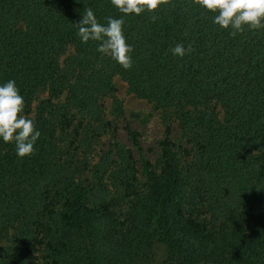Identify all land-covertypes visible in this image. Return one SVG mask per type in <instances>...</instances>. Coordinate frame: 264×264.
Instances as JSON below:
<instances>
[{
    "label": "trees",
    "instance_id": "obj_1",
    "mask_svg": "<svg viewBox=\"0 0 264 264\" xmlns=\"http://www.w3.org/2000/svg\"><path fill=\"white\" fill-rule=\"evenodd\" d=\"M88 8L102 24L123 16L131 69L81 42ZM213 18L192 0L139 16L111 0H0V86L15 81L41 133L23 160L0 139V264H41L39 250L43 264H264V29L232 37ZM178 43L194 50L173 56ZM113 77L176 120L140 184L123 145L88 179L67 143L75 119L103 123V100L119 111ZM122 186L117 213L108 188ZM196 197L210 223L192 217Z\"/></svg>",
    "mask_w": 264,
    "mask_h": 264
},
{
    "label": "clouds",
    "instance_id": "obj_2",
    "mask_svg": "<svg viewBox=\"0 0 264 264\" xmlns=\"http://www.w3.org/2000/svg\"><path fill=\"white\" fill-rule=\"evenodd\" d=\"M205 11L214 14L213 23L221 29L230 30L235 37L245 30L264 29V0H192ZM111 4L123 15L155 13L162 6L171 5V0H111ZM106 24L98 22L91 8L85 9L82 18L74 25L82 43L98 42L97 51L110 57L124 70L131 69L133 48L126 42L123 33L124 19L106 17ZM157 19L151 16L152 22ZM191 44L185 48L182 43L170 49L173 56L184 57L193 51ZM24 97L14 80L0 86V139L15 146L18 158L35 154L41 133L34 121L24 115Z\"/></svg>",
    "mask_w": 264,
    "mask_h": 264
},
{
    "label": "rangeland",
    "instance_id": "obj_3",
    "mask_svg": "<svg viewBox=\"0 0 264 264\" xmlns=\"http://www.w3.org/2000/svg\"><path fill=\"white\" fill-rule=\"evenodd\" d=\"M67 55H72L71 49L67 51ZM111 81L114 97L119 103V111H115L109 99L103 100L100 104L102 115L99 119L103 123L97 122L98 118L82 121L75 119L71 125L75 138L69 137L67 143H70L76 152L75 158H79V163L83 159L87 162L85 177L88 179L90 173L95 170L97 162L99 163V157L106 150L111 149L109 146L113 141L123 145L131 151L140 184L144 180L142 169L145 164L149 171L158 172L162 141L167 137H170L172 142L175 141L176 120L171 110H160L152 103L128 94L125 84L117 77H113ZM112 162L113 156L110 155L107 164L111 166ZM107 183L109 184L108 181ZM192 183L194 181L190 182L189 187L196 191L195 188L199 184L192 185ZM122 188L123 191L120 190L118 195L113 194V188H108V197L113 198L117 204L115 205L117 213L121 211L119 208L123 205L121 202L127 198L128 189L125 186ZM204 201L202 197H196L194 201L196 207L192 209L191 214L198 222L207 224L210 223V215L205 210V204L202 203ZM40 252L41 250L35 256L37 262L43 264L44 259L39 258Z\"/></svg>",
    "mask_w": 264,
    "mask_h": 264
}]
</instances>
